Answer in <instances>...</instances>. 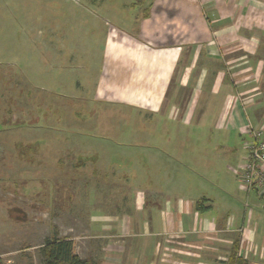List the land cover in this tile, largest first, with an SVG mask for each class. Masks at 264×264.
<instances>
[{
    "label": "crops",
    "instance_id": "obj_1",
    "mask_svg": "<svg viewBox=\"0 0 264 264\" xmlns=\"http://www.w3.org/2000/svg\"><path fill=\"white\" fill-rule=\"evenodd\" d=\"M103 3L95 8L120 15ZM126 7L140 13L112 16L99 81L88 98L154 117L156 134L165 138L157 150L162 179L175 178L186 167L204 177L200 172L214 163L228 173L211 195L151 188L162 206L156 204L150 216L144 207L139 219L133 213L125 221L111 219L84 260L229 264L237 244V255L248 264H264V198L242 183L249 125L264 134V0H141ZM58 28L69 30V24ZM68 37V31L61 32L58 50ZM52 48L43 54L54 57ZM167 121L172 128L162 125ZM170 138L189 144L188 160L180 156L182 148L168 145ZM168 180L162 185L172 184ZM67 239L74 248L80 245L79 239ZM83 249L91 250L88 243Z\"/></svg>",
    "mask_w": 264,
    "mask_h": 264
},
{
    "label": "rangeland",
    "instance_id": "obj_2",
    "mask_svg": "<svg viewBox=\"0 0 264 264\" xmlns=\"http://www.w3.org/2000/svg\"><path fill=\"white\" fill-rule=\"evenodd\" d=\"M93 1L0 0V258L4 264H43L41 247L54 236L79 239L75 253L91 258L97 249L92 242L111 219L125 221L132 213L139 219L144 207L150 216L156 204L162 206L151 188L177 189L182 196L194 197L211 195L220 179V184L226 183L228 172L218 163L200 172L204 177L186 167L177 178L162 179L157 150L165 138L156 134L154 117L88 98L99 81L112 16L118 20L140 13L126 5L141 0ZM101 2L105 7L113 5L120 15L95 8ZM61 22H67L69 30L60 31ZM67 31L69 41L59 51L61 32ZM48 48L54 57L43 54ZM170 139L168 145L182 148L180 156L188 160L190 154L184 150L189 144ZM166 180L172 184L162 185ZM144 189L151 193L145 195ZM87 243L91 250L83 249Z\"/></svg>",
    "mask_w": 264,
    "mask_h": 264
},
{
    "label": "built area",
    "instance_id": "obj_3",
    "mask_svg": "<svg viewBox=\"0 0 264 264\" xmlns=\"http://www.w3.org/2000/svg\"><path fill=\"white\" fill-rule=\"evenodd\" d=\"M251 140L246 143L247 161L243 168L242 183L247 190H255L264 198V138L263 132L249 125Z\"/></svg>",
    "mask_w": 264,
    "mask_h": 264
},
{
    "label": "trees",
    "instance_id": "obj_4",
    "mask_svg": "<svg viewBox=\"0 0 264 264\" xmlns=\"http://www.w3.org/2000/svg\"><path fill=\"white\" fill-rule=\"evenodd\" d=\"M250 140L251 137L248 134L246 143ZM237 251L238 245L235 244L230 255L229 264H248L246 260H243L237 255ZM41 256L43 264H92L90 261L82 259L75 253L74 242L72 240H69L67 238L59 239L56 236L45 241V244L43 245V247H41ZM0 264H4L1 258Z\"/></svg>",
    "mask_w": 264,
    "mask_h": 264
}]
</instances>
